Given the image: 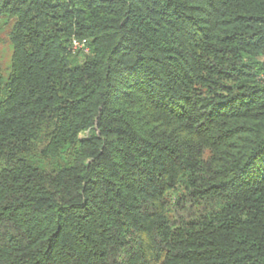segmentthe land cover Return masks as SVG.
I'll return each instance as SVG.
<instances>
[{
    "label": "trees",
    "instance_id": "obj_1",
    "mask_svg": "<svg viewBox=\"0 0 264 264\" xmlns=\"http://www.w3.org/2000/svg\"><path fill=\"white\" fill-rule=\"evenodd\" d=\"M8 25L0 264H264V0H0Z\"/></svg>",
    "mask_w": 264,
    "mask_h": 264
},
{
    "label": "rangeland",
    "instance_id": "obj_2",
    "mask_svg": "<svg viewBox=\"0 0 264 264\" xmlns=\"http://www.w3.org/2000/svg\"><path fill=\"white\" fill-rule=\"evenodd\" d=\"M11 26H7L5 30H1L0 35L2 38V42L0 45V54H1V61H2V65L3 68L6 72H8L9 68H10V63H11V56H12V44L10 41V38L8 37V31L10 29ZM91 134L89 131L82 133L81 134V138H87L89 137Z\"/></svg>",
    "mask_w": 264,
    "mask_h": 264
},
{
    "label": "built area",
    "instance_id": "obj_3",
    "mask_svg": "<svg viewBox=\"0 0 264 264\" xmlns=\"http://www.w3.org/2000/svg\"><path fill=\"white\" fill-rule=\"evenodd\" d=\"M72 45L74 49H82L85 53H89L90 48L88 45V41L86 39H78L74 38L72 41Z\"/></svg>",
    "mask_w": 264,
    "mask_h": 264
}]
</instances>
